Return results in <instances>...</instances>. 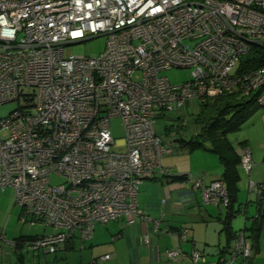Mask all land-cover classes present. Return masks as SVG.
<instances>
[{"label": "built area", "instance_id": "1", "mask_svg": "<svg viewBox=\"0 0 264 264\" xmlns=\"http://www.w3.org/2000/svg\"><path fill=\"white\" fill-rule=\"evenodd\" d=\"M100 35L105 46L95 56L66 51ZM251 55L262 64L241 69ZM173 67L189 69V78L171 83L162 72ZM225 93L264 107V0H0V104L20 102L0 119V192L13 189L22 222L52 229L24 240L28 250L56 252L76 231L90 239L96 222L147 219L140 185L172 175L161 160L173 148L156 116L195 112ZM115 117L121 139L112 134ZM239 166L247 174L253 167L248 146ZM182 181L203 203L228 205L223 180L187 173ZM247 189L261 196L264 183L248 178ZM176 235L186 240V230ZM252 254L238 230L217 264H249ZM203 255L165 251L184 264H206Z\"/></svg>", "mask_w": 264, "mask_h": 264}, {"label": "crops", "instance_id": "2", "mask_svg": "<svg viewBox=\"0 0 264 264\" xmlns=\"http://www.w3.org/2000/svg\"><path fill=\"white\" fill-rule=\"evenodd\" d=\"M247 137L235 143L231 141L234 145H238V147L235 146L238 154L243 146H251V141ZM166 142L173 148V151L168 156L162 157L161 162L162 166L167 168L172 175L190 173L201 177L206 184L214 180H223V166L216 154L201 148L189 151L180 147L175 138H168ZM251 156L255 164L250 175L252 178L263 180V172L255 171L254 173L258 154L251 152ZM238 174L233 206L235 214L231 217L230 226L233 230H238L246 225L253 235L256 234V245L253 248L250 264H264V191L261 196L262 206L257 203L254 195H247L246 199L248 175L240 166H238ZM137 203L147 219L136 216L134 223L127 224L123 218H120L112 223L109 222L110 226L105 231H101L97 224L94 225L89 239L90 245L103 244L97 256L109 255V258L101 264H184L180 261L168 260L165 256L167 249L177 246L185 253L199 250L203 252L206 264H216L219 249L226 248L227 251L233 249V241L228 239V234L223 230L222 220L225 218V208L203 203L199 190L187 181L175 180L171 177L146 179L139 187ZM237 216H240V220L235 219ZM182 230H186V240H181L176 235ZM50 231L45 227L41 232L22 235H41ZM146 235L149 238L148 243L144 242ZM85 241L76 231L56 252H38L42 255L52 254L57 259L58 253L64 254L76 248L78 250L85 248ZM8 243L6 245L9 249L18 252V255L21 254L23 248L28 250L24 243H15L12 247ZM2 257H7V255L4 254ZM4 261L8 260L1 258L0 264H12ZM24 263L20 262V264ZM76 263L84 264L85 262Z\"/></svg>", "mask_w": 264, "mask_h": 264}, {"label": "rangeland", "instance_id": "3", "mask_svg": "<svg viewBox=\"0 0 264 264\" xmlns=\"http://www.w3.org/2000/svg\"><path fill=\"white\" fill-rule=\"evenodd\" d=\"M105 40V36L100 35L86 41L71 44L66 47V51L72 54L95 56L101 51H103L105 46ZM189 71L190 70L186 68L173 67L163 71L162 75L166 76L171 83L180 84L182 82H185L189 78ZM138 77L139 74L136 73L134 75V78L136 79ZM19 105L20 102L18 100L0 104V119L7 117L10 112L17 109ZM257 110V112L254 111L251 113V115L249 116L250 118L244 122L240 130L232 132L228 136L231 141H234V143L237 141H241L245 137L249 136V138H247L249 139V141H251V146L249 145L251 152H256L258 154V160L256 162L257 164L255 166L256 169L254 170V173L255 171H258L259 173H264V107H258ZM176 115L177 114L175 112H168L165 113L163 116H156L157 118L155 122V129L157 133L166 140H168V138L174 139L178 136V134L174 131L175 126L172 125L180 124V122L175 119ZM186 120L187 123L183 129H180V132H182V130H193L192 122L189 120V118H187ZM165 125H172L173 129H166ZM111 129L115 139H121L124 136V130L121 125V121L118 117L111 119ZM235 146L238 147V145ZM254 164L255 163L253 161V166ZM250 172L249 174H247V178L251 179L256 183H264V179L258 180V178H252ZM58 181V179H51V182ZM247 195H254L256 196V198H260L262 196L255 192H248L246 190V199L248 198ZM21 213V207L15 203L13 189L11 187H7L5 191L0 192V260L1 258H6L12 264H20V262H25L24 264H39L40 262H42V264H45V262H47L46 264H78L76 262H85L84 264H86L88 262V264H90L93 259L100 257L97 256V253L99 251L100 246L103 244H93L94 246H91L89 239H86L85 241V248L79 250L78 248H76L74 251H68L64 253L65 255L62 252L61 254L58 253L56 255L57 259H55L52 254L42 255V253H39L38 251H30L26 250L25 248H23L21 254L18 255V252H13L11 249H9V247L6 245L7 242H12L14 239H16L22 234H34L37 232H41L45 227L48 231L52 230L50 226H45L42 223H36L31 226L29 223L22 222L20 219ZM118 219L120 220V218ZM235 219L240 220V216H237ZM112 222L114 221H111L110 223ZM110 223L101 224L99 222H96L95 224L99 226L101 231H105L107 227L110 226ZM4 254H6L7 257H2V255Z\"/></svg>", "mask_w": 264, "mask_h": 264}, {"label": "trees", "instance_id": "4", "mask_svg": "<svg viewBox=\"0 0 264 264\" xmlns=\"http://www.w3.org/2000/svg\"><path fill=\"white\" fill-rule=\"evenodd\" d=\"M262 62L263 58H261V56H247L242 62L241 69L248 71L261 65ZM258 107L260 106L255 102L254 97H245L237 93H225L214 98H208L195 112L176 115L175 119L179 121L180 124H172L175 126L174 131L178 134L175 141L179 143L178 145L180 147L186 148L189 151L199 148L206 149L218 156L223 166L224 171L222 178L226 184L229 199L228 205L225 206V218L222 220L223 230L228 234V239L232 241L238 230H244L253 248L254 245H256V234L253 235L252 231H249L250 228L248 230L246 225H244L241 229L233 230L230 226L231 217L235 214L233 206L235 202L236 182L239 178L238 166L240 164V154L236 152L235 145L231 142L228 135L238 131L250 114ZM187 118L192 122L193 130H182V132H180V129H183L186 125ZM172 125H165V127L166 129L172 130ZM164 177L183 180L184 174ZM257 203L262 206L263 201L261 197L257 198ZM260 213L261 211L259 214ZM35 221L36 222L30 225L32 226L36 223H40L37 220ZM37 236L38 234L21 235L14 239L13 242L23 243L24 240H31ZM231 251L232 250L227 251L226 248H221L217 256L219 258L226 257Z\"/></svg>", "mask_w": 264, "mask_h": 264}]
</instances>
